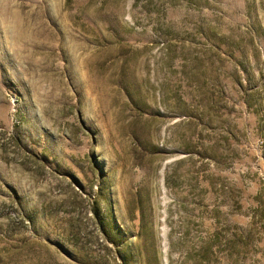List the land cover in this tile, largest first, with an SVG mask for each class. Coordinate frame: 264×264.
Here are the masks:
<instances>
[{"label": "rangeland", "instance_id": "rangeland-1", "mask_svg": "<svg viewBox=\"0 0 264 264\" xmlns=\"http://www.w3.org/2000/svg\"><path fill=\"white\" fill-rule=\"evenodd\" d=\"M0 264H264V0H0Z\"/></svg>", "mask_w": 264, "mask_h": 264}]
</instances>
